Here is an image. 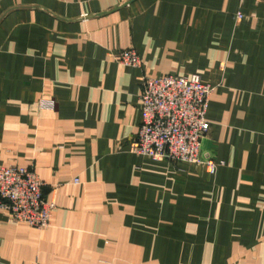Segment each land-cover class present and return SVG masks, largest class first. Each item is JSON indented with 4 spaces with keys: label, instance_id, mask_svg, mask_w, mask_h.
Wrapping results in <instances>:
<instances>
[{
    "label": "crops",
    "instance_id": "obj_1",
    "mask_svg": "<svg viewBox=\"0 0 264 264\" xmlns=\"http://www.w3.org/2000/svg\"><path fill=\"white\" fill-rule=\"evenodd\" d=\"M163 74L213 87L198 156L214 174L130 152L141 76ZM11 164L55 208L43 229L0 209V264H264V0H0Z\"/></svg>",
    "mask_w": 264,
    "mask_h": 264
},
{
    "label": "built area",
    "instance_id": "obj_2",
    "mask_svg": "<svg viewBox=\"0 0 264 264\" xmlns=\"http://www.w3.org/2000/svg\"><path fill=\"white\" fill-rule=\"evenodd\" d=\"M241 17V11H237L236 18ZM113 58L123 65H141L133 48L119 49ZM140 86L141 122L130 142V152L155 160L202 164L214 174L224 162L202 161L198 156L201 139L210 129L206 111L213 87L197 74L142 75ZM53 106V101L43 104L44 108ZM43 186L32 167L0 166V209L16 223L37 229L47 227L55 203L44 196Z\"/></svg>",
    "mask_w": 264,
    "mask_h": 264
}]
</instances>
